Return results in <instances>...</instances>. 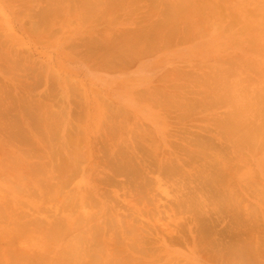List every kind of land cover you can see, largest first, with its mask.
<instances>
[{"label": "rangeland", "instance_id": "obj_1", "mask_svg": "<svg viewBox=\"0 0 264 264\" xmlns=\"http://www.w3.org/2000/svg\"><path fill=\"white\" fill-rule=\"evenodd\" d=\"M66 1L67 0H0V207L2 206L1 208H3L5 211L6 210L9 211V209H11L10 206H12L13 208L15 207L14 209L13 208L12 209L16 211L15 213H17L18 209H16V208H18L17 206H20V205L22 206L23 205L22 202L23 203H25V202L29 203L28 199L33 200V196L37 198L35 200L40 201L41 193H43L44 195H47V191L45 190L46 187L44 188V186H43L42 188H44V189H41V186L43 184V182H40L41 178H43L42 181L46 180L47 182L50 180V177H53V176H54L53 177L54 181H56L58 178H60L57 176L59 173L57 171L55 173L54 169L58 168L59 165L61 167V165H62L61 159L62 158H60V160H59V157H62V155L61 156L58 155L59 157L56 156L57 158H55L54 154H56L55 152L62 150V147H61L62 146V136H65L66 132L69 133V131H70V133H71L73 131L72 136L74 135V133L76 134V132H79V134H77V137H74V138H76V140L78 137L80 138L77 141L78 147L79 146L81 147V144L85 147V148H83V150L81 149L83 146L81 148H79L80 150H82V152H84V151L87 152V156L84 158L87 160V158H89V156L90 157L92 156V160L89 158L90 159L89 164L87 163L88 161L85 162V160H83V162H85V163H83L82 159H84L83 156L86 154V152L82 153V154L78 153L79 156L82 155V157L78 161L80 163L79 165H80V168L82 170L79 169L78 167H77V170L74 169V171L71 172L70 175H72V178L75 177L76 179L73 178V180H72V178L70 179V177H69V180H71V181H69V183L72 187L69 185H66L65 186L66 188H64V189H66V191L68 189H69L68 191L74 190L72 193L68 192L70 194V195L68 194L69 197L72 196V197H70L71 199H73V198L75 199V195L77 197L75 199V201H74V199L72 200L74 202V204H73V202L70 203V204H73V206L71 205L72 206L71 208L74 210L75 204L80 199L79 200L80 201L79 208H75V209H79V211H80L79 213H81L83 211L82 209L86 208L89 205V204L87 205L85 203H84L85 204L84 205L82 202V198L85 195L84 192L91 191V188L93 185L91 182L92 181L94 182V180H93L94 179L93 173L95 172L94 170L97 168L99 163L102 162V161H100L98 163L99 159H97V158H101L100 160H103V157H101L102 152L99 151L101 148V145H102L101 143L105 140V138H107L106 135H108V131H110L111 126H114V127L118 126L121 121L124 122V120H125V123L123 124L124 126L126 125L125 128L127 129V131H125V132L128 133L130 131V128H132V129L134 128L135 131L132 132L133 130L131 129V132H132L131 136H130V132L128 133L129 134L128 138L130 139V137H131V140L126 138L127 135L125 133L123 134V138L127 141L129 140V142L132 144V146H133V144L134 145L138 144L140 146V143L141 144L144 143L143 145H141L140 148H145V149L147 148L149 150V152L153 154L154 158H156L155 160L157 162H155L156 164L154 163V165L152 162L153 161L152 156H151L152 154L150 155L151 157L148 158L149 160H147L149 164L152 163L151 165H153V166L152 167H151V165H149V166L151 168L154 167V170L155 169L157 170V166L159 165V161H158L159 159L160 160L162 159L161 161H163L165 158L170 159L169 155H172L171 158L175 163L176 159H174V158L176 155H179L180 158L181 157L183 158V160H185V159L189 160V161L187 160V163H186V160L183 161L182 158L180 160L181 164L183 165L180 168L183 169L182 171H184L186 169L187 172L185 171L184 174L188 175L187 179L190 178L191 181H192V179H194L195 181L196 180L200 181L202 178L201 176H203L201 174H205L206 176H209L210 179L212 178V180L216 179L217 181H219L218 180L219 177L217 178L216 173L223 172V170H220V169H222V167H224L223 166L224 164H227L229 166V168L232 166L231 169H233V170H231V171L227 170V171H225V173H227L228 179H231V180H232L231 176L233 173L235 174V175L233 174L234 176L237 175L236 177L233 176L234 181H233V184L230 186H232V187L236 186L235 189L237 191L239 190L241 193L240 194L238 191L239 197H241V195H244V196H242L243 198L242 199L240 198L241 200L239 199V202H237V203H239V205L235 204L236 207H238V206L240 207V211H238L239 208L237 209L235 206H234L235 207L234 208L231 205V206H227L229 208V212H230V214H228V211H227L228 209H226L225 206L229 205V204H226L225 206L222 205V206H224V212H226V214H224L223 218L221 217L222 220L225 217L224 222L222 223V220H220V217H219L220 221H216L215 219H213V220L216 221V223H218V225L219 224L220 225L221 224H226V225L229 224V225H227V227H228L227 229H226V225H224V227H222V225L217 226L219 229L217 227H215L216 223H214V226H213L212 223L214 221L212 219H210V221H212V222H208V220H207L206 223H208V224L212 225V227H215L218 229V230L213 229V231L216 230V231H214V234L216 233L217 236H219V237L223 238V236H220V235H223V233H225V235H226L227 232L229 233V234H227V237H225V235H224V240H225L226 244L233 240V237H230V236H232L231 233L235 232V234L240 235V236L238 235V237H240V238L244 236L243 237L244 239L241 238L243 240L242 242H241V239H239V241L241 242V245H240L241 248L244 246L243 244H245V243L247 244L248 241L252 243V244L248 243V245L250 244L251 246H253V243L255 242V244H256V242H257L256 245H258V244H260L261 246L263 245V248H264V172H263L264 171L263 170L264 169V146L256 152L257 154L254 152V148L249 147V146H247V148L245 146L244 149L242 147V148H239L237 150H236V148H233V146L231 144L232 140L230 141V139H232V138L229 137L230 136L229 133L227 134V130L225 129V125H222V127L225 130V131H223L222 127H221L222 129H220V127L217 128L218 125H215L214 123H213L214 125L212 124L213 118H216V116H218V115H224L226 113V111L229 110L228 106H225V105H223V106L210 105L208 107L207 106H205V107L201 106L198 108V110L193 111V112H198V113L193 115V112H192L191 116H190L191 113H189L190 117H187V119L185 118L186 120L182 121L179 118L181 110H177L176 108H172L170 110L169 109L167 110V109H164L163 107L155 104L154 102L149 103V98L147 101H144V100L141 101L139 99V96H141V94L146 97L147 95H151L150 92L155 90L156 88H159V90H160V86H161L162 92H164L163 90L168 91L170 93L178 91L179 93H181V94H179L180 96L188 93L187 90H192V87H194V89L192 91L193 94L191 97H194V96L200 97V95L208 94V93L212 94L213 90L219 88V86L215 85L212 81H210L211 78H209V75L213 76V74H211V71L212 70L215 71L216 68H221V70H222L221 74H222L223 78H227V79L232 80V81H238L237 85L240 87L241 92H243V91H246V92L256 91L260 87V85H262V80H263V77L260 75L258 76V74H260V73L257 74V72H261L262 75L264 74V49L260 48L262 50L261 56H260V54L257 50H255V51L254 50L253 51L247 50V48L249 47L248 45H247L248 47L245 49L243 44L239 43L241 41V39H243V42L249 43L251 45V47L254 48L253 47L254 43H252V42L256 40L257 36L252 35L251 31H250V33H248V31L245 29V25H244V23H247L245 21L249 18H246L244 21V19L241 16L242 13H240L239 10H237V8H233V9L230 8L227 1L225 3H220V5H222L225 8V10L227 9L228 11H226L225 16L221 17L219 20L216 19L215 23L212 24L209 28H207L204 31V37L203 38H201V39L196 38L195 40H193L194 41V43H193L190 40L185 41V39H183V37H182L181 40H179L182 42H177V41L173 42L172 44L167 46L165 48V50L163 48L160 52H157L155 54H152L149 56L146 55L143 57H139L138 59H134L132 62H130V64H129V62L127 64H125L126 63L125 61H122L119 58H118L119 59L118 60L115 57H112L111 58L112 60L116 59L119 62L122 61L123 63L124 62L125 63L123 64L122 62H120V63L118 62V64L116 66H114L117 63V61H112L113 62L112 64L110 61V63H108V64H110V66L112 65L113 68L110 67L112 69H109L107 64H106L107 60L105 61L106 63L104 62V64H103V62H100V61H102V58H101L102 54H104L106 56V57H104V55H103V59L104 60H105V58L107 59V55L105 54L106 50H104L105 48L103 46L104 41H106L107 39H110L109 41H111L113 38L115 42L112 40L111 43L114 42V44H115L116 40H117V38H119V36H123V37L125 36V35H123V31H125V30L131 31V29H133L132 31H136V29H138L139 27H141L143 25L144 26L147 25L148 24V17L152 16L151 10L153 9L152 11H155L156 9H154V8H156L158 6H156V5H154L155 7L149 6V4L152 5L151 0H149L150 3L147 0H142L143 4H144V1L147 2V4L145 3V5L141 4L142 3L141 0H140L141 3H138V0H134L135 2L133 0H131V1L129 0V3H132V2L133 3L128 4L126 2L128 5L126 4V6H122V8L117 7L118 9L115 7L113 12H111V13H110V11H112V8H114V7H111L110 10H109V8H107L109 12L107 11V9H106V11L109 14L105 13L104 16L102 17V20H101V17H100V19L95 18V20L96 19L98 20L95 22L94 18H90V16H89V18L84 19L85 18V15H84L85 9L82 11L83 6H81V2L79 0H73V2H72V0H70L71 4H70V2L67 3ZM105 1H107L106 3H108V1L109 2L111 1V4H115L114 1H112V0H105ZM199 1H201V0H199ZM251 1H253L254 5H253V3H251ZM152 2H154V0ZM243 2H244V6H246V8H247V12H249L255 16L254 17L255 19L254 18H252V19L256 20V21L258 20L264 24V17L260 16L259 14H255L257 11L255 10L256 8H254V6H256V4H258V3L255 2L254 0H244ZM116 3L118 4L117 1H116ZM156 3H158V2H156ZM201 3H203V2L201 1ZM211 3H212V5H218L219 4L218 0H212V1H210V4ZM160 4H162V3H160ZM103 5H101V7ZM105 5H107V4H105ZM261 5L264 7V3L263 4L261 3ZM107 7H108V5H107ZM160 7H162V5H160ZM160 7H158V8H160ZM205 7L207 8L208 6H205ZM99 8H100V5H99ZM145 8H147L148 10ZM149 8H151V9H149ZM101 9L102 8H100V10ZM149 10H150V12L148 13ZM159 10H156V15H157V12ZM205 10H206L205 12H207L208 8ZM103 12H105V8H104ZM43 14H45L46 16L48 15L46 17L45 21L42 20ZM148 14H151V15L148 16ZM207 14H209V13H207ZM156 15H153V16H156ZM92 17H93V15H92ZM144 17H145V20H144ZM209 17H213V16L210 15ZM209 19L211 21V18H209ZM99 20H101V21L99 22ZM236 21H237V26L235 27V29L233 31H229V32L225 33V31L227 29L226 26L229 25L228 23L233 25ZM250 25L251 24L249 23L248 26H250ZM219 28H221V29H219ZM222 29H225V31L221 32ZM119 31H120V33H119ZM116 32H118V33H116ZM232 32L236 33V35H237L236 39H234V35ZM130 33L131 32H129V35L126 34L127 37L126 36L125 37L128 38V36H132L133 33H131V34ZM118 34H119V36H118ZM263 35H264V33H263ZM87 36H89L92 40H90V38ZM94 37H97L98 39H96ZM102 37L105 40L102 39ZM88 39H89V41H92V44H93V41H95L94 44H96L101 39V41L103 42L102 43L103 47L100 45L101 43H99V44H96V45H99V46H97V48L96 47L92 48L94 45H92V47H91V44L88 45V43H89ZM96 40L98 42H96ZM87 41H88V43H87ZM100 46H101V48H104V49H101ZM98 47L100 49H98ZM90 50H91V52H90ZM102 50L104 51V53ZM93 51L96 53L94 54ZM83 52H85L86 55ZM86 52L89 53L90 55L88 54L89 55L88 56ZM244 55H246L245 57H247L245 59L250 58V59L261 60V63L257 67V69H258L257 72L253 69H250L251 71L244 70L239 66V63L242 62V60H245L244 58H242V56H244ZM111 59H109V60H111ZM118 65H120V66H118ZM238 66H239L240 71H239V69H237ZM175 71H177L179 73L181 72L182 74L181 73L180 74L182 76L176 77L175 75H173V73L176 74ZM167 73H169L168 76L170 75V77L165 79L164 76ZM168 79H170L169 81H171V82H169ZM133 81H134V83H133ZM131 84H134V85H131ZM128 85H130V87ZM177 85H179V86H177ZM186 85L188 87H185ZM203 85H208V86L204 87ZM171 86H173V87H171ZM182 86H184L185 89L182 88ZM6 95H8V96H6ZM158 96H160V94ZM98 110H99V113H98ZM120 110L121 111L124 110L123 112L125 114L123 113L124 114L123 117L120 114ZM141 110H144V112L140 113ZM166 110L168 111V113H166ZM4 111L6 114L3 113ZM100 111H102V114L100 113ZM117 111H118V114H117ZM12 114H14V115H12ZM11 128H14L15 131H17V133H18V131L21 130L20 131L21 135H19V134L16 135V132L14 130L13 131L15 133H13V131L11 132ZM128 128H129V130H128ZM68 129H69V131H67ZM22 130H24L25 134L23 133ZM105 131H107V132H105ZM136 131H138V132L135 133ZM225 132L227 135L225 134ZM11 133H13V134H11ZM135 134L140 135V137L143 136L144 141L141 140L143 137L141 139H139L137 137L138 135H135ZM124 135H126V136L124 137ZM74 136H76V135H74ZM117 136H119V135H117ZM22 137L30 138V141L26 140L27 143L24 140L26 143V146H28V147L24 146L23 144H22L23 146L21 145V142H23V141H20L22 139ZM116 138H118V137H116ZM180 138H181V140H179ZM16 141H18V142H16ZM83 141H85L87 143L88 142H90V143L92 142V143L90 145L88 144L89 145L88 146V145H86L87 143H85ZM180 141L183 144V145L181 144L182 145L181 148H183V146L185 145L184 147H186V149H182L181 151H178L179 143H181ZM189 141H191V143L194 144V145L191 144V146L193 145V151H194V146L196 143H201V142L209 143L210 146H206V148L204 149V151H206L205 152L206 154H205V153H203L204 151L201 149L199 150L196 147L198 145H196L195 146L196 150L197 149L198 150L195 151V153L192 157V155L190 156L189 154H187V152L185 153V151L187 150V144L185 142H189ZM31 142H35V143H38L39 145H43V147H41V146L39 147V149L42 148V152L39 149H36V147H38V146H35V143H31ZM78 142H81V143H78ZM147 143L148 144L150 143L151 146L155 147V148H153L154 150L157 149V157L155 156L156 151L154 153L152 147L149 145L151 147L150 148ZM29 145H31V146H29ZM33 145L35 146L34 149H33ZM20 146L23 147L26 152L28 151L27 153H31L29 151L33 150V152H32L33 155L31 154L32 155L31 156L29 154V156H30L29 157L28 154L26 155V152L24 155V150H23V148L21 149ZM90 146L92 148L89 149ZM29 147H31V150ZM27 148H29V149H27ZM137 148L135 150L136 154H137L136 156H137L138 160L140 161V159L142 157V155H141L142 151H140L141 149L139 147H137ZM55 149H59V150L54 152ZM80 150H78V151H80ZM91 150H92V152H91ZM22 152H23V154H22ZM89 152L92 155H89ZM43 153H44L45 157L42 156ZM47 153H48L49 157H47ZM61 153H62V151H61ZM61 153H59V154H61ZM96 153L98 155H96ZM138 153H140V155ZM252 153H254V154H252ZM13 154L16 156L17 159H13V158H15V156ZM51 154H53L54 157ZM39 155H40V157L42 156V158H43V159L41 158L42 160L39 159V157H38ZM160 155H161V157L158 158V156H160ZM10 156H11V158H10ZM26 156L29 158L26 159ZM220 156H221V159H220ZM19 157H20V159H19ZM213 158H214V160H213ZM7 159H9V162ZM211 159H212V161H210ZM14 160H16L15 161L16 163L14 162ZM43 160H46L45 163L43 162ZM19 161H20V163H18ZM37 161H39L40 163L43 162L45 164V166H46L45 169H43V165L40 166V168L42 167L41 169L44 170V174H42L43 172H40V174H38L39 173L38 171H41V170H38V168H39L38 164L40 165V163H36ZM48 161H50V162H48ZM168 161L169 160L164 161V162H168ZM170 162H168L166 164L169 165ZM215 162H217L219 165L215 164ZM28 163H31V164H28ZM57 163L58 164L60 163V164L57 167H55L57 165ZM207 163H212V164H210V166H213L215 164L216 168H214L215 165L213 167L215 170L212 167H210L209 164H207ZM3 164H5L4 165L5 167L3 166ZM27 164H28V168L26 167ZM81 164H83V165L81 166ZM203 164H205L204 165L205 167L203 166ZM220 164L222 165V167H219ZM32 165H34V166L37 165L38 168L33 167L34 169H37L36 172L33 171L34 169H32ZM87 165H89L90 167ZM227 165H225L226 167H224L223 169L227 168L228 167ZM12 166H13V168H12ZM23 166H24V168H23ZM163 166H165V165H163ZM184 166H185V168H184ZM217 167H219L220 169H218ZM151 168L149 170H151ZM158 168H160V167H158ZM46 169H48V170H46ZM97 169L101 170L100 168H97ZM26 170L30 171V173L34 172L35 174L33 173V175H35V176L33 177V175H31L32 173L30 174L28 172L30 174L29 175L27 172H25ZM55 170H58V169H55ZM59 170H60V168H59ZM78 170L79 171L81 170V173L80 172L78 173ZM154 170H152V171H154ZM158 170H157V172H159V171H160V173L163 172V171H161V169L159 171ZM152 171L150 172L151 174L149 177V179L152 177L151 178L152 180L150 179L152 181V184L151 185L149 184L150 186H152L151 187L152 190L149 189V190H151L150 191L151 193L149 192V195H152V198L150 196L151 201L153 199H156V200H154V203H156L157 205H158V203H160L159 204L160 207L165 206V204L167 202H168V204H166V208H168L169 203H172V205L174 204L172 202L173 201L172 198H170L172 201L169 202L170 199H167L166 195L161 193L162 190L167 191L170 189L171 190V191L169 190L170 193L174 192L173 196L176 198L177 195L175 193H178L177 186L180 184V187L181 186L184 187L185 182L187 184L189 183L190 186H189V184H188V186L185 185L184 188H185V190L187 189V192L184 191V194L191 192V195L193 194V196L190 197V195H189L190 193H189L186 196L191 198V200H188L189 198L187 197L188 198L187 199L186 196H185V199L182 200L184 197L183 196L181 199L183 202L186 203L187 200H188L187 202H189V201L192 202L193 201L192 197L195 200V197H197V195H198V197L201 196V195L199 196V194H200L199 192H201L203 190L201 188V186L197 185V187H199V189H202V190L199 191V189H198L199 194L196 193L197 188H195V187L193 188L194 183H192L194 181H192L191 183L188 182V180L185 179L186 176L184 178V176H183L184 174L182 175V177L184 179L181 178V176L179 178V175H177L176 180L180 179V181H175V179L173 178L174 180L171 179V181H173V183H172L171 181L170 182H166V181L164 182V180H166L167 178L166 179L162 178V177H166L163 174L159 173L160 176L163 175L162 177H158V175H156V173H154L155 175H152ZM47 172H48L49 176H45V175H48ZM96 172H97V170H96ZM188 172L191 174V176H193V174H194V178L191 177L189 174H187ZM51 173H53V174H51ZM20 174L22 175L21 178H20V176H18ZM97 174H98V172H97ZM230 174H231V176H230ZM37 175H38V177H37ZM39 175H41V176L39 177ZM175 175H172L171 177H174ZM214 175L216 178L214 177ZM23 176H24V178L27 177L29 180L31 179L30 182L27 178H26L27 180L25 179L22 181L21 179H23ZM55 176H57L58 178H56ZM115 176H116L117 181L120 180L118 182H120L119 185H120V187L122 186L121 190H123V191H119L120 189L117 188L118 193L120 192L119 194L117 193L115 185H116V187L117 186L119 187V185H118V183L115 184L116 183L115 180H114V184H113L114 187H110L109 185H107L108 187H110V188H108L106 186V190L108 189L107 192L109 194L112 195L113 192L117 193L116 199L114 198L115 201L117 200L116 205L113 202L114 200L113 201L111 200V203H113L115 205L114 206L115 208H117L120 204L122 205V208H124V209H126V205L128 207L130 206L133 209V211L136 213L137 218L139 217L140 219H142L144 221L145 218H147V216L144 215L145 218H144V216H142L143 211H141V209L144 210L145 205H146V207L149 206L151 208L152 204L150 205L147 202V200H145V203H142L143 201L139 202L137 197L133 196L134 195L133 193H132L133 195L131 194L132 196H129L130 194H128V191H127V190H129V189H127V188H129V187H127L129 183L126 184V182H125V181H127L126 178L128 179V177L126 176L124 178L125 175H122V174H121L122 177H120V178L117 177V175H115ZM118 176H120V175H118ZM195 177L197 179H195ZM198 177H200V178H198ZM158 178L163 179V181H161V183H160L161 186H159L160 184L157 182ZM90 179H92V180L90 181ZM204 179L209 181V179H207L206 177L202 178L204 183L206 182ZM53 180H50V181L54 182ZM216 180H214L212 182L213 185L210 184L211 182H208L206 184L214 186L215 185L214 182ZM34 181H36V182H34ZM199 181L198 182L196 181L195 183L198 184L201 182V181L200 182ZM203 181H202V184H204ZM37 182L39 184L40 183L41 184L39 185ZM58 182H59V180H58ZM180 182H182V183L184 182L183 185H181L182 183H180ZM30 183H32V184H30ZM216 183H218V182H216ZM19 185H21V187L23 189L24 188H26V189L23 190ZM37 185H38V187H37ZM205 185L204 186L202 185V187L208 186V185H206V186ZM39 186H40V188H39ZM67 186H69L70 188L68 187V189H67ZM80 186H82L84 188V190L82 189L84 192L81 190L82 187H80ZM180 187H178L179 190L182 189V188L180 189ZM191 188H193V189H191ZM208 188H210V187H208ZM14 189L16 190V192ZM17 189H18V191H17ZM29 189H32L31 191L34 193V195H32V192H30ZM113 189L116 191H113ZM190 189H191V191H190ZM26 190H27V193H26ZM34 190H37V191L39 190L38 194H40V195H37V191L34 192ZM194 190L196 192H194ZM75 191H79L80 193L76 192L77 193L76 194V193H74ZM203 191H206V190H203ZM213 191H218V190L214 189ZM28 192H30L31 194H28ZM107 192H104V193H107ZM122 192H124V194L126 195V196H123V198H121ZM130 192L131 191L129 190V193ZM18 193H20V194H18ZM108 193L106 195H108ZM115 193L113 195H115ZM216 193L218 194V192H216ZM78 194H81V195L78 196ZM179 194H178V196H180ZM35 195H37L39 197V199ZM113 195L111 197H114ZM118 195H120V196H118ZM202 195H203V192H202ZM206 195H210V197H206L207 201H205V198H204L205 194H204L202 198L200 197L201 199L196 198L197 201H199V199H200V202H198L199 204L196 203V205L195 204L192 205L193 203L196 202V200H195V202L193 201L192 204H191V202H189L191 204L190 206H193L192 210L194 207L197 208V206H199L198 208H200L202 206V208H200V210L202 209L203 212H205L207 210V208L209 206L207 208L206 207L204 208L203 207L204 205L207 206L204 203H209L210 200H211L210 202H212V201H214V199L213 200L211 199V193L210 194L207 193ZM170 196L173 197L171 194H170ZM108 197H110V196L108 195ZM117 197L119 198V200ZM125 198H126V200L128 199L129 203H128V201L126 202ZM178 198H180V197H178ZM208 198H210V200H208ZM121 199H124V200H121ZM42 200L46 201L43 199V197H42ZM107 200L110 201V199H108L107 197H106V200L102 199L103 202H106ZM174 200H180V199H174ZM18 201H22V202L19 203ZM34 201H32V202H34ZM43 201L41 204H44ZM58 201L60 202V203L58 202L59 206H58L57 202H56V205L59 208L61 207V210L56 209L57 206L54 205L55 200L52 201V202H54L51 205L52 209H48V210H52L50 212H53V213L56 212V211H54V209L57 210L55 216L53 215V213H51L52 214V216H51L50 212H47L48 210L46 211L47 207L49 206V205L47 206V204H46L49 202L48 199H47V202L45 203V206H47L46 209L42 210V211H44V210L46 211L45 214L43 213L41 216L40 215L41 210H39L40 212H38V213H40L39 214L40 216L38 215V217L41 218V217H44V215H46L44 218H42V221L40 220L41 222H44L42 224L51 223L50 226L48 224L42 225L40 223L43 229L44 228H50V227H52L54 229L57 226V223L62 225L63 221H62V213L61 212H62V204L64 202H62V199H60ZM109 201L107 202L108 203L107 205H109V208H110L111 204H109ZM122 201L123 202L125 201V203H121ZM241 201H243V202H241ZM6 202L8 204L7 206L4 205ZM118 202H120V204ZM36 203H38V201ZM18 204H20V205H18ZM41 204H36L35 206L38 205V208L39 207L44 208V205H41ZM98 204H100V203H98ZM124 204H125V206H124ZM134 204L137 207H134ZM213 204H214L213 202H212V204L210 203L209 204L210 207L208 209H210L211 212L213 210L212 214L216 215V218H218V216H220V215H218L217 213H214L215 211L213 208L211 209V206ZM216 204L213 205L212 207L216 206ZM221 204H219L220 207H221ZM240 204H242V205L240 206ZM77 205H78V203H77ZM121 205L119 207L120 209H122ZM24 206L25 205H23V207ZM28 206H30V205H28ZM33 206H34V204H33ZM53 206L54 207L56 206V207L53 209ZM84 206H86V207H84ZM89 206H91V205H89ZM219 206H217V207H219ZM111 207H113V206H111ZM130 207L127 208L128 211H126L124 209L121 211L119 208H117L118 213L124 214L125 216L132 213L133 216L136 217L135 213H133V211L130 209ZM139 207H140V210H139ZM149 207H148V209H149ZM152 207L155 208L154 205ZM162 207L158 208V211L159 210L163 211ZM231 207H232V209H230ZM27 208H28V210L30 208L31 209L29 211L28 210L27 211L23 210V211H25V213H24L25 215L27 214L26 212H28V214H27L28 216H29V212L32 214L33 210L38 209V208L33 209L32 204H31L30 208L29 207H27ZM48 208H50V206ZM136 208H138L139 211ZM153 208L151 210H153ZM233 208H234L235 214L238 211L237 216H239V214L242 213V214H240L241 215L240 217H242V220L243 219H244L243 221L247 220V222L245 221V223H244L245 226L249 227L247 225V223H248V220H250L252 218V221L251 220L250 221L253 222L254 224H252L250 222L249 225L250 224H252L253 226L255 225L256 228L253 226H252L253 228H250L251 226L249 228L250 229L255 228L257 230V232H252V233L250 232V234H248V235H250V236H248L249 238L247 237V235L245 238L244 233L249 232L246 230H250V229L245 227L244 225L242 227L241 226V224H243L242 222H241V224H239V226H241V227H239L238 226V223H240L239 221H238V223L237 222L235 223L234 219H233V221H232V219H230V217H232V218L235 217L234 212L231 213V210L233 211ZM3 209L0 210V212L2 214L4 212ZM12 209L9 212L6 211V213L4 214V215H6L5 217H4V215H2L0 213V220L1 221L7 220V221H2L1 222L2 224L0 223V235H3L4 229H5V232L8 231V229L10 228V226L8 227V225H10L9 222L10 223L14 222V220L11 221L12 219L9 216L11 213V216L14 217L12 214L13 212H11V211H13ZM25 209H26V206H25ZM39 209H41V208H39ZM93 209H95V208H93ZM93 209H92V211H94ZM203 209H206V210L204 211ZM215 209H217V208H215ZM21 210H22V207H21ZM21 210L19 208L18 211H21ZM59 210H60V214L58 213ZM73 210H72V212L75 211V210L74 211ZM84 210L90 211V209H84ZM119 210L121 212H119ZM151 210H150V212H151ZM187 210H189V209H187ZM195 210H197V209H195ZM195 210H194V213H197V212H195ZM210 210H207V211L210 212ZM158 211L157 212L155 211V212L156 213L162 212V211H160V212H158ZM190 211H191V209H190ZM190 211H189V213H190ZM76 212H78V211L76 210ZM84 212H82V213H84ZM152 212H154V210ZM187 212H185L186 216H187ZM209 212L207 214H211V212L210 213ZM8 213H9V215H8ZM15 213H14V215H16ZM34 213H37V212L34 211ZM46 213L50 214V215H47ZM151 213H148V214L151 215ZM163 213H164V211L162 212V214ZM199 213H200V211H199ZM31 214L28 218L27 217L26 218L29 219L31 217ZM57 214H59V215H57ZM162 214H160V215L154 214L151 216L148 215V219L145 220L146 223H148V224L152 223L153 224V225L150 224L151 226H153L152 228H154L152 230V232L151 231L150 232L153 235L156 232L157 235L160 236V237H158L159 240L161 238H163V239H161L162 241L160 240V242L156 238L157 236L154 238V240H158L157 242H159L161 244L163 243L162 245L160 244L162 246V248L165 247L163 249L161 248V246L160 247L158 246L157 248H155L156 251L155 250L154 251H155L156 255L153 254L155 256V257L154 256L153 257L158 258L159 261H162V262H159V261L156 262L155 261L156 262L155 264H218L219 263L218 260H216V261L212 260V259H215L214 257H212V258L209 257V256H217V255L211 254V252H213L211 249H210L211 251L208 250L210 252V254H208V253L205 254V251L204 252L202 251L204 253V254H202L201 250L196 252L198 250V247H197V245L194 246V243L191 240L189 241V242H191L190 245L188 244V241L187 242L183 241L182 244L179 242L180 244L177 243L178 245H176V243H175L176 241H173L174 243L171 241L173 245H171V242L170 243L167 242L168 239L172 240L171 239L172 236H170L169 234H167L165 236L166 232H165V230H163V229H165V227H164V226H166L165 224H167L168 222L163 224V225L158 224L161 222L162 223L166 222L168 220L167 219L165 221ZM200 214H203V213H200ZM207 214L204 213V216H206ZM231 214H234V215L230 216ZM178 215L183 216V214H178ZM190 215H191V213H190ZM213 215H209V216L207 215V217L205 219H209V218H211V216L213 217ZM48 216L51 219V221H53V223L49 221L50 219L48 218ZM59 216H61V218ZM133 216H132V218H133ZM159 216H162V219H161V217L159 218ZM166 216H168V215H166ZM189 216L187 218H189ZM2 217H4V218H2ZM16 217H17V215H16ZM168 217H166V218H168ZM183 217H184V219L186 218L185 215ZM183 217H180L182 222L179 221L180 220V218H179V220H178L179 223H183ZM190 217L192 218V216H190ZM200 217H201V215H200ZM240 217H238V218H240ZM21 218L22 217L20 216V218H18V219H21ZM157 218H158V220L159 219L160 220L158 221ZM203 218L204 217H202L200 219L202 220ZM248 218H250V219H248ZM43 219H45V220H43ZM205 219H203V220H205ZM45 221H47V222H45ZM138 221L140 222V220H138ZM138 221H136V222H138ZM169 221H170V219H169ZM229 221H231V223ZM3 222L6 225L8 223L7 228L4 227L5 224ZM142 222H140V223H142ZM171 222L168 223L167 225L170 226V224H174ZM226 222H228V223H226ZM232 222H234L235 225L237 224L236 225L237 227L234 225V223L232 224ZM143 223L141 225H138L139 223L136 225L143 227L146 225ZM189 223H192V222H190V220H189ZM97 224L98 225L103 224V219L96 220V225ZM231 224L233 226H235V228H234L235 230L232 229L233 226ZM60 225H58V226H60ZM131 225H133V224H131ZM159 225L162 226V232H161V230H159V228H160ZM44 226H46V227H44ZM192 226L186 232L183 229L179 228L180 235L181 236H185V235L189 236L190 235V237H192L191 239L193 240V238L195 237L194 234H197V233H195L197 228L195 225H194L195 228H194V226L193 227ZM173 227L175 228L174 225H173ZM42 228H40V229H42ZM152 228H150V229H152ZM193 228H194V230H193ZM221 228H223L224 230ZM229 228L231 230H233V232H231V230H229ZM241 228L244 230L242 231ZM53 229H52V231H53ZM144 229L146 232L148 230V227L144 228ZM225 229L227 230V232ZM236 229H238V230L236 231ZM46 230H49V229H46ZM189 230H191V231L189 232ZM244 231H246V232H244ZM252 231H254V230H252ZM45 232L47 233L48 231H44V233ZM193 232H194V234H192ZM10 233L8 231L5 234V236H8ZM38 233H37V235L32 234L31 236H36L37 239L36 238L33 239V237H32V239L37 240L39 242L33 241V240H32L33 242L32 241L30 242V240H28V239L31 237L30 236H29V238L26 237L27 234L26 235L24 234L26 239L23 238L24 236L23 237H21L22 235L20 236L21 241L19 239H17V241H16L13 238L14 236L12 237L13 239H10L12 236L11 234L9 235L10 237L8 236L9 239H7V237L4 239L3 238L4 236H1L0 239L2 238L3 242L0 241V243H1L0 244V264H5V263L6 264H9V263L14 264L13 260L15 259L14 258L15 256L17 258L15 261L16 262L15 264H18V262L23 263L22 261H24L23 264H25V262L27 263L29 261V260L26 261V259H28V258L31 259V263H32V260L35 258L33 262L36 261V263H32V264H38L37 262L40 263L42 261H43L42 262L43 264H49V263L53 264L52 261L54 262L55 258L57 261L58 257H56L55 253L52 252L53 254L51 253L50 256H47V255H49V253L51 252V249H53L52 251H56V250L60 249L65 244V240H67V239L62 240L63 239L62 237L67 238V236L62 234V237H61V233H60V237H61L60 238L59 235L56 234L59 237V240L61 241V242L58 241V244H57V240H55V238L58 239L57 236L56 237L54 236L55 237L54 240L56 242L52 241L53 242L52 243V242H49L48 240H46V238H48L50 236V234L48 237H45V236H47L46 234L44 237H42L44 235V233L43 232L41 233L43 235H38ZM55 233H58V232H55ZM185 233H187V234H185ZM240 233H242V234H240ZM22 234H23V231H22ZM216 234H215V236H216ZM254 234H256L255 235L256 239L253 236ZM228 235H230L229 238H228ZM241 235H243V236H241ZM39 236H41V237H39ZM187 236H185V237L187 238ZM251 236H252L253 240H251ZM42 238L43 239L45 238V240H46V242L44 241L45 243L42 241L43 240ZM69 238L70 237H68V239ZM50 239H52V238H50ZM113 239L115 240L114 237H113ZM227 239H229V240H227ZM9 240L11 242H8ZM13 240L17 246L16 245L11 246L12 244H14ZM18 240L22 246L19 244ZM110 240L112 242L114 241V240H112V238ZM224 240L222 239V241H224ZM236 240H238V238ZM255 240H257V241H255ZM25 241L27 243H25ZM67 241H66V244H67ZM69 241L72 242V239H69ZM111 241H110V243H112ZM252 241H254V242H252ZM70 242H68V243H70ZM240 242H239V244H240ZM8 243L10 245L9 248L7 246ZM46 243H48L49 247H51V248H49L48 250H45L44 253L46 255L43 257L44 259L41 258L40 256H39V258L36 257L37 255H39V253H37L35 255L36 251L39 252V250H42L44 245H47V247H48V244H46ZM54 243H56L57 245ZM184 244L186 245L187 248L183 247V246H185ZM2 245L4 247L6 245V247L4 248ZM155 245L157 246L158 244H155ZM248 245L245 247H248ZM256 245H255V247H259V249L262 248L260 245H258V246H256ZM18 246L20 249L18 248ZM116 246L117 245L114 244V246H113L114 250L116 249ZM154 246H153V248H154ZM10 248L13 250H11ZM14 248H16V249L14 250ZM210 248H212V247L210 246ZM6 249H7V251H10V250L13 251L14 254L16 253L15 256H13V257L9 256V255H13V253H11V254L6 253L5 252ZM18 249L21 250L19 252L20 255H18V252H17V251H19ZM246 249L247 248H245L244 250L246 251ZM30 250H32V251H30ZM252 250H254V252H255V248L254 249L251 248L250 252H252ZM21 252L22 253L25 252L26 254L28 252H29V254L33 252L34 253L33 255H35V257L30 254L31 256L25 255L24 258H18V256L23 257L24 254H22ZM248 252H249V250H248ZM257 252H258V250H257ZM157 253H158V255H160L161 260L159 259V256L157 255ZM261 253H264L263 250L261 251ZM7 254H8V256H7ZM260 255L263 256L262 254H260ZM206 257H207V259L210 258V260H212V261H210L209 259L207 260ZM8 258H10V260ZM12 258H13V260H11ZM47 259L50 262L47 261ZM20 260H22V261H20ZM155 260H157V259H155ZM215 262H218V263H215ZM31 263H29V264H31ZM219 264H222V263H219Z\"/></svg>", "mask_w": 264, "mask_h": 264}, {"label": "bare ground", "instance_id": "obj_2", "mask_svg": "<svg viewBox=\"0 0 264 264\" xmlns=\"http://www.w3.org/2000/svg\"><path fill=\"white\" fill-rule=\"evenodd\" d=\"M80 2H81V6H83V9H82V11L84 10L85 11V18L84 19H86V18H89V16H90V18H94V21L96 22V21H98L97 19L99 18L100 19V17H101V20H102V17L104 16V14L105 13H108L109 11H108V9L107 8H109V10L111 9V7H114V8H112V11H110V13L111 12H113V10L115 9V7L117 8V7H119V8H122V6H126V4L128 3V4H132V3H129V0H112V1H114V3L115 4H111V1L109 2L108 1V3H106L107 1H105V0H79ZM105 1V2H104ZM116 1L118 2V4L116 3ZM131 1V0H130ZM134 1V0H133ZM142 1V0H141ZM141 1L140 0H138V3H141ZM149 3H150V1L149 0H147ZM153 0H151V3H152V5H150L149 4V6H151V7H153L154 5H156V6H158V7H160V5H162V7H160V8H158V7H156V8H154V9H156V10H159L158 12H157V15H156V10L155 11H152L151 10V14H152V16H150L151 14H148V16H150V17H148V24L147 25H143V26H141V27H139L138 29H136V31H132L133 29H131V31L130 30H125V31H123V35H125L126 37H127V35H129V32H131V33H133L132 34V36H128V38H126L125 36V38L123 37V36H119V34H118V36H119V38H117V40H116V43L114 44V39L112 38V40L114 41V42H112L111 43V41H109L110 39H107L106 41H104L105 39L102 37V39H104L103 41H104V43L101 41V39H100V41L98 42L97 40H96V42H98V43H96V44H99V43H101L100 45L102 46V43L104 44L103 46H104V48H101V46H100V48L101 49H104V50H106V52H105V54L107 55V59L105 58V60L103 59V55L104 54H102V56H101V58H102V61H100V62H103V64H104V62L107 60V66H108V68L109 69H112L113 68V66L111 65L110 66V64H108V63H110V61H111V64L113 63L112 61H117L116 59H121L122 61H125L124 63L125 64H127L128 62H129V64H130V62H132L134 59H138L139 57H143V56H149V55H152V54H155V53H157V52H160L163 48H164V50H165V48L167 47V46H169L170 44H172L173 42H182V41H179V40H181V38L183 37V39H185V41H192L193 43H194V41L193 40H195L196 38L197 39H201V38H203L204 37V31L207 29V28H209L212 24H214L215 23V20L217 19V20H219L221 17H223V16H225V13H226V11H228L227 9L225 10V8L222 6V5H220V3H225L226 1L228 2V4H229V6H230V8H237V10H239V12L240 13H242L241 14V16H242V18L244 19V21H245V19L246 18H249V19H247L245 22H247V23H244V25H245V29L248 31V33H250V31H251V34L252 35H254V36H257V38H256V40L255 41H253L252 43H254L253 44V47L254 48H252L251 47V45L249 44V43H246V42H243V39H241V41L239 42L240 44H243V46H244V48L246 49L248 46V48H247V50H251V51H255V50H257L258 52H259V54H260V56H261V52H262V50L260 49V48H262V49H264V35H263V33H264V24L262 23V22H260V21H256V20H253L252 18H254L255 16L254 15H252L251 13H249V12H247V8H246V6H244V0H218V5H212V3L210 4V1H212V0H201L203 3H201V1H199V0H154V2H152ZM158 2V3H156V2ZM255 2H257L258 4H256V6H254V8H256L255 10L257 11L255 14H259L260 16H262V17H264V7L261 5V3L263 4L264 3V0H254ZM67 3H69L70 2V4H71V1L70 0H67L66 1ZM72 2H73V0H72ZM127 2V3H126ZM135 2V1H134ZM243 2V3H242ZM101 3V4H100ZM137 3V2H136ZM145 3L147 4V2H145L144 1V4H143V1H142V3L141 4H143V5H145ZM154 3V4H153ZM156 3V4H155ZM160 3H162V4H160ZM251 3H253V1H251ZM104 4V5H103ZM105 4H107L108 5V7H107V5H105ZM110 4V5H109ZM127 4V5H128ZM99 5H100V8H102L101 10H100V8H99ZM101 5H103L102 7H101ZM208 6L207 8H208V10H207V12H205L206 10L205 9H207L205 6ZM253 5H254V3H253ZM80 6V7H81ZM106 6V7H105ZM138 7V6H137ZM141 7V6H140ZM146 7V6H145ZM148 7V6H147ZM155 7V6H154ZM104 8H105V12H103V10H104ZM142 8V7H141ZM245 8V9H244ZM106 9H107V11H106ZM118 9V8H117ZM145 9H147V8H145ZM149 9H151V8H149ZM100 10V11H99ZM148 10V9H147ZM246 10V11H245ZM150 12V10L148 11V13ZM84 13V12H83ZM155 13V14H154ZM207 13H209L211 16H213V17H209L210 15L209 14H207ZM248 13V14H247ZM109 14V13H108ZM207 14V15H206ZM92 15H93V17H92ZM153 15H156V16H153ZM48 16V15H47ZM45 14H43V17H42V20L43 21H45V19H46V17H47ZM145 16V15H144ZM250 16V17H249ZM146 17V18H147ZM95 18H97L96 20H95ZM150 18V19H149ZM209 18H211V21H210V19ZM209 19V20H208ZM255 19V18H254ZM101 20H99V22L101 21ZM144 20H145V17H144ZM93 21V22H94ZM145 22V21H144ZM147 23V22H146ZM251 24L250 26H248V24ZM229 25H227L226 26V31H225V29H222L221 30V32H224L225 31V33H227V32H229V31H233L234 29H235V27L237 26V21L232 25V24H230V23H228ZM88 27V26H87ZM134 29V30H135ZM219 29H221V28H219ZM129 31V32H128ZM126 32V33H125ZM116 33H118V32H116ZM115 33V34H116ZM119 33H120V31H119ZM122 33V32H121ZM125 33V34H124ZM130 33V34H131ZM233 33V35H234V39H236L237 38V35H236V33L235 32H232ZM127 34V35H126ZM98 35V34H97ZM115 36V35H114ZM117 36V35H116ZM87 37H89V36H87ZM92 37V36H91ZM132 37V38H131ZM90 38V37H89ZM94 38H96V39H98L97 37H94ZM187 39V40H186ZM90 40H92L91 38H90ZM238 40V39H237ZM88 41H89V39H88ZM88 41H87V43H88ZM84 42V41H83ZM94 42L95 41H93V44H92V41H89V43H88V45H90L91 44V47H92V45H94L92 48H97V46H99V45H96V44H94ZM96 45V46H95ZM248 45V46H247ZM87 46V45H86ZM102 46V47H103ZM88 48V47H87ZM91 48V49H92ZM99 47H98V49H100ZM87 50V49H86ZM95 50V49H94ZM97 50V49H96ZM103 51V50H102ZM90 52H91V50H90ZM94 52V51H93ZM98 52V51H97ZM165 52V51H164ZM84 54H85V52H83ZM87 53V52H86ZM96 52H94V54H95ZM103 53H104V51H103ZM89 53H87V55H88ZM93 54V55H94ZM86 55V54H85ZM90 55V54H89ZM88 55V56H89ZM246 55H244V56H242V58H247V57H245ZM104 57H106L105 55H104ZM112 57H115L114 59L115 60H112L111 58ZM100 58V57H99ZM98 58V59H99ZM109 59H111V60H109ZM118 59V60H119ZM241 59V58H240ZM122 61H120V62H122ZM118 62L119 61H117V63L114 65V66H116L117 64H118ZM119 62V63H120ZM123 63V62H122ZM123 63V64H124ZM261 63V60H257V59H245V60H242V62H240L239 63V66L242 68V69H244V70H248V71H251L250 69H253V70H255L256 72L258 71V69H257V67H258V65ZM105 66V65H104ZM106 66V67H107ZM118 66H120V65H118ZM239 66H238V68L237 69H239ZM110 67H112V68H110ZM107 68V69H108ZM180 71V70H179ZM239 71H240V69H239ZM176 72V74L175 73H173V75H175L176 77H180V76H182L179 72H177V71H175ZM222 70H221V68H216V70L214 71V70H212L211 71V74H213V76H210L209 75V78H211L210 79V81H212L215 85H217V86H219V88L218 89H215V90H213V92H212V94H202V95H200V97L199 96H194V97H191L192 96V94H193V89H194V87H192V90H187V92L188 93H186V94H184V95H182V96H180L179 94H181V93H179L178 91H175V92H172V93H170V92H168V91H165V90H163L164 92H162V90H161V86H160V90H159V88H156L155 90H153V91H151L150 93H151V95H147L146 97L145 96H143L142 94H141V96H139V99L141 100V101H147L148 100V98H149V103H152V102H154L155 104H157V105H159V106H161V107H163L164 109H172V108H176L177 110H181L180 112V115H179V118L183 121V120H186L187 119V117H190L191 115H192V112L193 111H196V110H198V108L199 107H201V106H203V107H205V106H210V105H218V106H223V105H225V106H228L229 107V110L228 111H226V113L224 114V115H218V116H216V118H213V122H212V124L214 123L215 125H218L217 126V128H219L220 127V129H222L223 127H222V125H225V129L227 130V134L229 133V137H231L232 139H230V141L232 140V146H233V148H236V150L237 149H239V148H242L243 147V149H244V147L246 146V148H247V146H249V147H252V148H254V152L256 153L258 150H260L263 146H264V74L262 75V73L261 72H257V74L258 73H260V74H258V76L260 75V76H262L263 77V80H262V85H260V87L256 90V91H250V92H246V91H243V92H241L240 91V87L237 85V83H238V81H232V80H229V79H227V78H223L222 77ZM168 74L169 73H167L165 76H164V78L165 79H167V78H169L170 77V75L168 76ZM180 74V75H179ZM163 78V79H164ZM170 79H168V81H169ZM135 81V80H134ZM134 81H133V83H134ZM169 82H171V81H169ZM131 85H134V84H131ZM174 85V84H173ZM180 85V84H179ZM179 85H177V86H179ZM182 85V84H181ZM185 85V84H184ZM129 87H130V85H128ZM204 87H207L208 85H203ZM132 87V86H131ZM171 87H173V86H171ZM185 87H188L187 85L185 86ZM185 87L184 86H182V88H184L185 89ZM178 88V87H177ZM181 88V87H180ZM181 88V89H182ZM203 88V87H202ZM204 89V88H203ZM173 91V90H172ZM182 92V91H181ZM160 94V96H158ZM146 95V94H145ZM6 96H8V95H6ZM138 96V95H137ZM159 97V98H158ZM4 99V98H3ZM109 108V107H108ZM122 110V109H121ZM120 110V114H121V116L123 117L124 116V110L123 111H121ZM166 110V113H168V111ZM201 111V110H200ZM11 112V111H10ZM122 112V113H121ZM142 112H144V110H141L140 111V113H142ZM170 112V111H169ZM3 113H5V111L3 112ZM9 113V112H8ZM98 113H99V110H98ZM100 113L102 114V111H100ZM106 113V112H105ZM124 113V114H123ZM171 113V112H170ZM189 113H191L190 114V116H189ZM196 113H198V112H193V115L194 114H196ZM6 114V113H5ZM117 114H118V111H117ZM151 114V113H150ZM12 115H14V114H12ZM117 116V115H116ZM12 117V116H11ZM118 117V116H117ZM13 118V117H12ZM186 118V119H185ZM15 121V120H14ZM13 121V122H14ZM120 122V121H119ZM122 122V121H121ZM119 123V125L118 126H111L110 127V131H108V135H106L107 136V138H105V140L101 143L102 145H101V148H100V152H102V156L101 157H103V160H100L101 158H97V159H99L98 160V163L100 162V161H102V162H100L99 163V167L97 166V168H100L101 170H99V169H95L94 171V173H93V177H94V182L92 181L91 183L93 184L92 185V188H91V191H87V192H84L83 190H84V188L82 187V186H80V187H82L81 188V190L85 193V195H84V197L82 198V202H83V204L85 203V204H89V205H91V206H84V207H86V208H84V209H90V211L89 210H87V211H85L84 209H82L83 211L82 212H84V213H79L80 211H79V209H75V208H79V203H80V199L77 201V203H78V205H77V203L75 204V207H74V210L71 208L72 206H73V204H74V202L72 201L73 199H71L70 197H72V196H70L69 197V193L68 192H70V193H72L74 190H72V191H68L69 189H68V187L69 186H71L70 185V183H69V181H71V180H69V177H70V179L72 178V175H70V173L71 172H73L74 171V169H76L77 170V167L79 168V169H81L80 168V163L78 162L79 161V159L82 157V155L81 156H79V154L78 153H80V154H82V153H85L86 151H84V152H82V150H83V148H85L82 144H81V147L79 146L78 147V144H77V141L80 139L79 137L77 138V140H76V138H74V137H77V134H79V132H76V134L74 133V135H76V136H72V134H73V131L70 133V131H69V129L67 130V131H69V133H67L66 132V134H65V136H62V150H59V149H55L54 150V152L55 151H58V152H55L56 154H54L55 155V158H57L56 156H58V155H62V157H59V160H60V158H62L61 160V163H62V165H61V167H60V163L58 164L57 163V165L55 166V167H57L58 165V168H55V169H58L59 170V168H60V170L62 171H58V170H55L54 169V171H55V173H56V171L60 174H58L57 176L58 177H60V178H58L57 176H55L56 178H58L56 181L58 182V180H59V182L57 183L56 181H54L53 180V177H50V180H53L54 182H52V181H50L49 179V181L47 182L46 180H43L42 181V179L43 178H41V181L40 182H43V184H42V186H41V189H44L45 187H46V191H47V195H44L43 193H41V197H40V201L39 200H35V199H37L36 197H34L33 196V200L32 199H28L29 200V203H23L22 201H18L19 203L20 202H22V204L23 205H25L26 206V209H25V206L23 207V205L21 206L20 204H18V205H20V206H17L18 208H16V209H18L19 210V208H20V210H21V207H22V210L21 211H18L17 210V213H15L16 211L15 210H13L14 208L12 207V206H10V208L13 210V211H11V212H13L12 214H13V216L14 217H12L11 216V213H10V215H9V213H8V215L10 216V218L12 219L11 221H13L14 220V222L13 223H10L9 222V224L10 225H8V223H7V225H8V227L10 226V228L8 229V231H9V233L12 235L11 236V238L10 239H15L16 241H17V239H19L20 240V238L21 237H23L24 239H26L25 238V235H26V237H28L29 238V236L31 237V238H27L28 240H30V242L34 239V238H36V236H31L32 234L34 235H37V233H38V235H43V234H41L42 232L44 233V231H48L47 233L45 232L44 233V235L42 236V237H44L45 236V234L47 235V236H45V237H48L49 236V234H50V238H52V239H50L49 237L48 238H46V240H48L49 242H52V241H54V242H56L55 240H57V244H58V241H60L59 240V237H60V233H61V237H62V234L63 235H66L67 236V238L66 237H62L63 239L62 240H65V239H67V240H65V244L60 248V249H58V250H56V251H52L53 249H51V252L49 253V255H47V256H50V254L53 252V253H55V255H56V257H58L57 258V261H56V258L54 259V262L52 261V263L53 264H155L156 262H158L159 260H158V258H154L155 256L153 255V254H155V248H157L158 246L160 247L162 244L161 243H159L160 242V240L161 239H163V238H161L160 240L158 239V237H160V236H158L157 235V233L155 232V234L153 235L151 232H152V230L154 229V228H152L153 226H151L150 224H152V223H150V224H148V223H146L145 222V220H147L148 219V213H151L153 210H154V212H152L151 213V215H160V214H162V212L164 211V213L162 214V216L164 217V219H165V221L166 222H161V223H158V224H165V223H170L171 221V223H174V224H170V226L169 225H167V224H165L166 226H164L165 227V229H163V230H165V236L167 235V234H169L170 236H172V240H169L168 239V241L167 242H173V241H176L175 243H176V245H178V244H182L183 243V241H185V242H187L188 241V244L190 245V243L191 242H189L190 240L191 241H193V243H194V246H196L197 245V247H198V250L196 251V252H198V251H200L201 250V252L203 251H205V254L206 253H208V254H210V252L209 251H213V252H211V254H213V255H217V256H209L210 258H212V257H214L215 259H212L213 261L215 260H218L219 261V263H224V264H264V253H261V251L263 250V252H264V248H263V245L261 246L260 244H258V245H260L262 248H260L259 249V247H255V245L257 244V242H256V244H255V242L254 241H252V242H254L253 243V246H251L250 244L248 245V243H251V242H247V244L245 243V244H243L244 246L241 248V242L243 241L241 238H243L244 236V234H245V238H246V235H247V237L248 236H250V235H248V234H250V232L252 233V232H257V230L255 229L256 227H255V225L253 226L252 224H254L253 222H251L252 221V218L250 219V218H248V219H250V220H248V223H247V225L250 227V228H253V227H255L254 229H250L249 227H247V226H245L244 225V223H245V221L247 222V220H245V221H243L242 220V217H240L241 215L240 214H242V213H240L239 214V216H237L238 215V211H240V207L238 206V207H236V205H239V203H237V202H239V199L241 198H243L242 196H244V195H241V197H239V194H238V191L235 189V187L236 186H230V185H232L233 184V176L235 175L234 173V175L232 174V176H231V174H230V176L232 177V180L231 179H228V175H227V173H225V171H227V170H229V171H231V170H233V169H231L232 168V166L229 168V166L227 165V164H224L223 166L224 167H226L225 165H227L228 167L227 168H225V169H223L224 167H222V165L220 164V166L219 167H222V169H220L219 167H217L218 169H220V170H223V172H218V173H216V176H217V178L219 177V181H217L216 179H214V180H216L215 182H214V186H212L213 185V181L214 180H212V178L210 179L209 178V176H206L205 174H201V175H203V176H201L202 178H207V179H209V181H207L206 179H204L206 182L204 183V181L202 180V178H201V182L199 181V180H196L197 182L199 181L200 183H195L196 181L194 180V179H192V181H194V182H192L191 181V179L189 180V179H187V177H188V175H186V174H184L185 173V171H186V169L184 170V171H182L183 169L182 168H180V167H182L183 165L181 164V158H180V156L179 155H176L175 156V158L174 159H176V161H175V163H174V161L172 160V158H171V156L172 155H169V158L170 159H164L163 161H161L160 159L158 160L159 161V165L157 166V170L159 169H161V171H163L162 173H160V171L159 172H157V170L155 169L154 170V167L153 168H151L153 165H154V163L155 162H157L155 159L156 158H154V156H153V154L152 153H150L149 152V150L147 149H145V148H140L141 147V145H143V144H141L140 143V146L137 144V145H134L133 144V146H132V144L129 142V140H131V137H130V139L128 138V133L130 132V136H131V133L132 132H134L135 131V129L133 128H130V131L127 133V132H125V131H127V129L125 128V126L123 125L124 123H125V120H124V122H122V123ZM128 122V121H127ZM11 123V122H10ZM187 123V122H186ZM213 124V125H214ZM11 125V124H10ZM14 125V124H13ZM222 127V128H221ZM131 129L133 130L132 132H131ZM15 131V129L14 128H11V132L12 131ZM128 130H129V128H128ZM13 131V133H15L16 132V135H21V133H20V131H18V133H17V131H15L14 132ZM23 131V133L25 134V132H24V130H22ZM78 131V130H77ZM223 131H225L224 130V128H223ZM105 132H107V131H105ZM138 131H136L135 133H137ZM13 133H11V134H13ZM126 134L127 135V137L126 138H128L129 140L127 141V140H125L124 138H123V134ZM225 134H226V132H225ZM226 134V135H227ZM15 135V134H14ZM27 135V134H26ZM117 135H119V136H117ZM126 135H124V137L126 136ZM133 135V134H132ZM135 135H138V134H135ZM20 137V136H19ZM116 137H118V138H116ZM139 139H141L143 136H141L140 137V135H138L137 136ZM240 137V138H239ZM239 138V139H238ZM114 139V140H113ZM20 140V139H19ZM26 140H29L30 141V138H24V137H22V139L20 140V141H23V142H21V145L23 144L24 146H26V143H27V141H26V143H25V141ZM91 140V139H90ZM118 140V141H117ZM124 140V141H123ZM142 141H144V137L141 139ZM179 140H181V138L179 139ZM19 141V142H20ZM28 141V142H29ZM81 141V140H80ZM86 141V140H85ZM85 141H83V142H85ZM123 141V142H122ZM141 141V142H142ZM16 142H18V141H16ZM82 142V141H81ZM81 142H78V143H81ZM181 142V141H180ZM207 142V141H206ZM31 143H35V142H31ZM85 143H87V142H85ZM92 143V142H91ZM90 142H88L86 145H90L91 144ZM186 144H187V150L185 151V153L187 152V154H189L190 156L192 155V157H193V155H194V153H195V151H197L198 149L200 150H203L204 151V149L206 148V146H210V144L209 143H204V142H201V143H196L195 144V146L196 145H198V146H196L198 149L196 150V147L194 146V151H193V143H191V141H189V142H185ZM148 144V143H147ZM182 142L181 143H179V146H178V151H181L182 149H186V147H184L183 146V148H181L182 147ZM191 144H193L192 146H191ZM22 145V146H23ZM32 145V144H31ZM31 145H29V146H31ZM80 145V144H79ZM88 145V146H89ZM97 145V144H96ZM95 145V146H96ZM150 145V143L148 144V146ZM35 146H38V147H36V149H39V147L41 146V147H43V145H39L38 143H35ZM34 145H33V149H34V147H35ZM151 146V145H150ZM149 146V147H150ZM21 147V146H20ZM26 147H28V146H26ZM78 147V148H77ZM97 147V146H96ZM137 147H139L141 150L140 151H142V153H141V155H142V157H141V159H140V161L138 160V158H137V154H136V148ZM143 147V146H142ZM152 147V149L153 148H155V147H153V146H151ZM150 147V148H151ZM23 147H21V149H22ZM30 148V150H31V147H29ZM29 148H27V149H29ZM79 148H81L82 150H80ZM90 148H92L91 146L89 147V149ZM190 148V149H189ZM192 148V149H191ZM251 148V149H252ZM26 149V148H25ZM138 149V148H137ZM23 150H24V148H23ZM41 152H42V148H40L39 149ZM78 150H80V151H78ZM94 150V149H93ZM98 150V149H97ZM61 151H62V153H61ZM88 151V150H87ZM153 151H154V153H155V151H156V157H157V149H153ZM202 151V152H203ZM25 150H24V155H25ZM28 152V151H27ZM26 152V155L28 154V156H29V154L31 155L32 154V152H33V150L32 151H29V152H31V153H27ZM35 152V151H34ZM38 152V151H37ZM40 152V153H41ZM91 152H92V150H91ZM96 152V151H95ZM206 151H204L203 153H205ZM39 153V152H38ZM59 153H61V154H59ZM6 154V153H5ZM15 154V153H14ZM13 154V155H14ZM22 154H23V152H22ZM53 154H51V155H53ZM139 155H140V153H138ZM152 154V155H151ZM206 154V153H205ZM252 154H254V153H252ZM257 154V153H256ZM255 154V155H256ZM8 155V154H7ZM23 155V156H24ZM33 155V154H32ZM31 155V156H32ZM54 155H53V157H54ZM84 155V154H83ZM89 155H92L90 152H89ZM96 155H98L97 153H96ZM95 155V156H96ZM152 156V159H153V165H151V164H149L148 163V161L147 160H149L148 158H150L151 156ZM12 156V155H11ZM11 156H10V158H11ZM15 156V155H14ZM42 156H44V153L42 154ZM42 156L40 157V155L38 156L39 157V159L40 160H42L43 158H42ZM87 156V152H86V154L83 156V158L84 157H86ZM9 157V156H8ZM7 157V158H8ZM18 157V156H17ZM30 157V156H29ZM29 157H27L26 156V159H28ZM45 157V156H44ZM47 157H49L48 156V153H47ZM97 157V156H96ZM161 157V155L160 156H158V158H160ZM168 157V156H167ZM191 157V158H192ZM42 158V159H41ZM89 158L92 160V156L90 157L89 156ZM89 158H87V160L84 158V159H82V162H83V160H85V162H87L88 164L90 163L89 161H90V159ZM157 158V159H158ZM190 158V159H191ZM210 158V157H209ZM219 158V157H218ZM13 159H17L16 158V156H15V158H13ZM19 159H20V157H19ZM31 159V158H30ZM89 159V160H88ZM96 159V158H95ZM193 159V158H192ZM220 159H221V156H220ZM8 160V162H9V159H7ZM32 160V159H31ZM167 160H169L168 162H170V164L169 165H167L166 163H168V162H164V161H167ZM182 160H183V158H182ZM186 160V159H185ZM185 160H183V161H185ZM188 160V159H187ZM187 160H186V163H187ZM213 160H214V158H213ZM13 161V160H12ZM16 160H14V162H15ZM21 161V160H20ZM20 161L18 162V163H20ZM45 161L46 160H43V162L45 163ZM161 161V162H160ZM173 161V162H172ZM189 161V160H188ZM191 161V160H190ZM210 161H212V159L210 160ZM209 161V162H210ZM35 162V161H34ZM43 162H39V161H37L36 163H40V165L38 164V166H39V168H40V166H42L43 165V169H45L46 168V166H45V164L43 163ZM48 162H50V161H48ZM81 162V161H80ZM85 162H83V163H85ZM16 163V162H15ZM27 163V162H26ZM25 163V164H26ZM47 163V162H46ZM189 163V162H188ZM13 164V163H12ZM23 164V163H22ZM28 164H31V163H28ZM28 164L26 165V167L28 168ZM51 164V163H50ZM156 164V163H155ZM173 164V165H172ZM184 164V163H183ZM207 164H209V166H210V164H212V163H207ZM214 164V163H213ZM215 164H218L217 162H215ZM214 164V165H215ZM262 164V163H261ZM260 164V165H261ZM5 164H3V166H4ZM24 165V164H23ZM83 164H81V166H82ZM149 165H151V167L149 166ZM163 165H165V166H163ZM181 165V166H180ZM187 165V164H186ZM185 165V166H186ZM205 164H203V166H204ZM214 165L213 166H210V167H214ZM219 165V164H218ZM22 166V165H21ZM87 166H89V165H87ZM185 166H184V168H185ZM5 167V166H4ZM10 167V166H9ZM18 167V166H17ZM30 167V166H29ZM38 168L37 167V165H32V169H34V168ZM90 167V166H89ZM158 167H160V168H158ZM205 167V166H204ZM12 168H13V166H12ZM19 168V167H18ZM17 168V169H18ZM23 168H24V166H23ZM26 168V169H27ZM31 168V167H30ZM38 168V170H41V171H38L37 173L38 174H40V172H43L42 174H44V170L43 169H39ZM87 168V167H86ZM151 168V170H149ZM164 168V169H163ZM214 168H216V165H215V167ZM213 168V169H214ZM262 168V167H261ZM208 169V168H207ZM206 169V170H207ZM28 170V169H27ZM25 171V172H29L30 173V171ZM36 170L37 169H34L33 171L34 172H36ZM46 170H48V169H46ZM51 170V169H50ZM82 170V169H81ZM81 170L79 171L78 170V173L80 172L81 173ZM93 170V169H92ZM96 170H97V172H98V174H97V172H96ZM152 170H154V171H152ZM215 170V169H214ZM264 170V169H263ZM24 171V170H23ZM22 171V172H23ZM152 171V175H155L154 173H156V175H158V177H162L163 175H165L166 177H162V178H167L166 180H164V182L166 181V182H170L171 181V179H175V181H180V179H178V180H176L177 179V175H179V178H180V176H181V178H183L182 177V175L184 176V178H185V176H186V178L185 179H187L188 180V182H192V183H194V186H193V188L195 187V188H197L196 189V191L194 190V192H196V193H198V189H199V187H197V185L198 186H201V188L203 189V190H206V191H203L202 189H199V191L200 190H202L201 192H199L198 194H199V196L202 198L203 197V195L205 194V201H207L206 199V197H210V195H206L207 193H211V199L213 200L214 199V201H212L214 204L213 205H215L216 203V206H214V207H212L211 206V209L213 208L214 209V213H217L218 215H220V216H218V218H216V215H213L212 214V212H213V210H212V212H211V210L210 209H208L209 207H210V203L212 204V202H210L211 200H210V198H208V200H210L209 201V203H204V204H206L207 206H203L204 208L206 207H208L207 208V210H210V212H211V214H207L209 211H207L206 209H203L205 212H203L202 211V209L200 210V208H202V206L200 207V208H198L199 206H197V208H195V209H199L198 211L197 210H195L194 208H193V210H192V207L193 206H190L191 204H192V202L194 201L195 202V200H196V202L195 203H193L192 205H196V203L197 204H199L198 202H200V197H198V195H197V197H195V200H194V198L192 197V199H193V201L191 202V201H189V202H191V204L189 203V202H187L188 200H191V198H189L188 196H186V195H188L189 193V195H190V197L191 196H193V194L191 195V192H188L187 194H184V191L185 192H187V189L185 190V185H187L188 186V184L186 183H184V187H180V184L177 186V191H178V193H175L177 196H176V198L173 196V193H170V191L169 190H162V192L161 193H163V194H165L166 195V197H167V199H170V198H172V200L170 199L169 200V202H173L174 204L172 205V203H169V205H168V208H166V204H168V202L165 204V206H161L162 208H163V211L162 210H159L158 211V208H161L160 207V203H158V205L156 204V203H154V200H156V199H153L152 201H151V199H150V196H151V198H152V195H149V192L152 190V186H150L151 184H152V177L149 179V177H150V172ZM34 172H31L30 174L31 175H33V173ZM46 172V171H45ZM187 172V171H186ZM214 172V171H213ZM264 172V171H263ZM28 173V174H29ZM50 173V172H49ZM77 173V174H78ZM96 173V174H95ZM163 174L162 176H160V174ZM29 174V175H30ZM35 174V173H34ZM47 174H48V172H47ZM51 174H53V173H51ZM121 174L122 175H125L124 176V178L127 176L128 177V179L126 178V180L127 181H125L126 182V184H128V186L127 187H129V188H127V189H129L131 192L129 193V190H127L128 191V194H130L129 196H132L133 194V196L134 197H137V199L139 200V202L140 201H143L142 203H145V200H147V202L151 205L152 204V206L154 205V207L157 209H155V208H153L152 206H151V208L149 207V209L151 210L152 208H153V210H151V212H150V210L148 209V207H146V205L144 206L145 207V209L144 210H142L141 209V211H143V215L142 216H147V218H145V216H144V218H145V220L143 221L142 219H140L139 217V219L137 218V215H136V213L133 211V209L130 207V209L133 211V213H135V215H136V217H134L133 216V214L131 215V214H129V215H124V214H119L118 213V210H117V208H119L120 207V202H118L119 204V206L117 207V208H115L114 206L116 205V201L114 200V198L116 199V194L118 193V190H117V188L118 189H120L119 191H123V190H121L122 189V186L120 187V182H118V181H120V180H116V176L115 175H117V177H122L121 176ZM176 174V175H175ZM187 174H189L190 176H191V174L188 172ZM55 175V174H54ZM118 175H120V176H118ZM172 175H175L174 177H171ZM18 176H20V178H21V174L20 175H18ZM35 175H33V177H34ZM41 175H39V177H40ZM45 176H49V174L48 175H45ZM79 176V175H78ZM237 176V175H236ZM236 176H234V177H236ZM26 177V176H25ZM37 177H38V175H37ZM191 177H193L194 178V174H193V176H191ZM214 177H215V175H214ZM27 178V177H26ZM26 178H24V176H23V179H21L22 181L23 180H25ZM32 178V177H31ZM47 178V177H46ZM52 178V179H51ZM55 178V179H56ZM73 178H75V177H73ZM73 178H72V180H73ZM115 178V179H114ZM160 179V178H158V183L160 184L161 183V181H163V179ZM183 178V179H184ZM198 178H200V177H198ZM216 178V177H215ZM28 179V178H27ZM26 179V180H27ZM34 179V178H33ZM76 179V178H75ZM92 179H90V181L92 180ZM173 179V180H174ZM195 179H197L196 177H195ZM19 180V179H18ZM29 180V179H28ZM31 180V179H30ZM30 180H29V182H30ZM36 180V179H35ZM114 180H115V184H117L118 183V185H119V187L117 186L116 187V185H115V188H116V190H117V193H115V192H113V194L115 193V195H113L114 197H111L112 195L111 194H109L107 191H108V189L106 190V186L107 185H109L110 187H114ZM182 180V179H181ZM212 180V181H211ZM39 181V180H38ZM85 181V180H84ZM184 181V180H183ZM202 181H203V183L204 184H202ZM34 182H36V181H34ZM45 182V183H44ZM52 182V183H51ZM124 182V181H123ZM172 183H173V181H171ZM208 182H211L210 184H212V185H209V184H206V183H208ZM216 182H218V183H216ZM38 183V182H37ZM47 183V184H46ZM122 183V182H121ZM179 183V182H178ZM180 183H182V182H180ZM183 183L181 184V185H183ZM30 184H32V183H30ZM39 184V183H38ZM41 184V183H40ZM39 184V185H40ZM46 184V185H45ZM73 184V183H72ZM150 184V185H149ZM158 184V185H159ZM166 184V183H165ZM170 184V183H169ZM204 186L205 184L206 185H208L207 187H202V185ZM66 185H69V186H67V191H66V189H64V188H66L65 186ZM83 185V184H82ZM86 185V184H85ZM112 185V186H111ZM177 185V184H176ZM196 185V186H195ZM205 185V186H206ZM18 186V185H17ZM20 187H21V185H19ZM44 186V188H42ZM159 186H161V184L159 185ZM186 186V187H187ZM189 186H190V184H189ZM25 187V186H24ZM37 187H38V185H37ZM72 187V186H71ZM108 187V186H107ZM110 187H108V188H110ZM132 187V188H131ZM169 187V186H168ZM178 187H180V189L181 190H179V188ZM208 187H210V188H208ZM22 188V187H21ZM36 188V187H35ZM39 188H40V186H39ZM70 188V187H69ZM78 188V187H77ZM76 188V189H77ZM114 188V189H115ZM190 188V187H189ZM193 188H191V189H193ZM20 189V188H19ZM23 189V188H22ZM26 188H24L23 190H25ZM104 191H103V190ZM113 189V191H116V190H114ZM149 189H151V190H149ZM191 189H190V191H191ZM214 189H216V190H218V191H213ZM15 190V189H14ZM30 190V192H32L31 190L32 189H29ZM78 190V189H77ZM88 190V189H87ZM90 190V189H89ZM106 190V191H105ZM212 192H211V191ZM17 191H18V189H17ZM37 190H34V192H36ZM110 191V190H109ZM169 191V192H168ZM193 191V190H192ZM15 192H16V190H15ZM30 192H28V194H31ZM45 192V191H44ZM80 193L79 191H75L74 193ZM104 192H107L108 193V195L110 196V197H108V195H106L107 193H104ZM202 192H203V195H202ZM214 192V193H213ZM216 192H218V194L216 193ZM21 193V192H20ZM20 193H18V194H20ZM23 193V192H22ZM26 193H27V190H26ZM39 193V190L37 191V195H40V194H38ZM46 193V192H45ZM76 193V194H77ZM120 193V192H119ZM118 193V194H119ZM133 193V194H132ZM151 193V192H150ZM180 193V194H179ZM239 193H240V191H239ZM36 194V193H35ZM43 194V195H42ZM69 194V195H68ZM124 194V192H122V196H121V198H123V196H126L125 194ZM132 194V195H131ZM170 194L173 196V197H171L170 196ZM178 194L180 195V196H178ZM183 194V195H182ZM216 194V195H215ZM241 194V193H240ZM32 195H34V193L32 192ZM37 195H35V196H37ZM73 195V194H72ZM81 194H78V196H80ZM136 195V196H135ZM27 196V195H26ZM47 196V197H46ZM74 196V195H73ZM118 196H120V195H118ZM184 196V197H183ZM185 196H186V198L188 199H186L185 201H186V203L185 202H183L182 200H184L185 199ZM216 196V197H215ZM32 197V196H31ZM38 197V196H37ZM42 197H43V199L44 200H46V201H43L42 200ZM105 197V198H104ZM106 197L108 198V199H110V201L109 200H107L106 202H103L102 201V199H104V200H106ZM178 197H180V198H178ZM182 197H183V199H182ZM77 197H76V195H75V199H76ZM113 198V199H112ZM118 198V197H117ZM127 198V197H126ZM126 198H125V200H126ZM154 198V197H153ZM157 198V197H156ZM180 199V200H174V199ZM196 198H200L199 199V201H197V199ZM38 199H39V197H38ZM47 199L49 200V202L51 203H46L47 202ZM52 199V200H51ZM60 199H62V202H64L63 204H62V221H63V223H62V225H60L59 223H57V226L53 229L52 227H50V228H42V226H41V224L42 223H44V222H41L42 221V218H44L46 215H44V217H38V215L40 214L41 216H42V214L44 213L45 214V212L48 210V209H52L51 207V205L54 203V202H52L53 200H55V203H54V205H56V202H57V204H58V200H60ZM75 199H74V201H75ZM182 199V200H181ZM240 199V200H241ZM35 200V201H34ZM111 200L114 202V204L113 203H111ZM118 200H119V198H118ZM121 200H124V199H121ZM158 200V199H157ZM3 201V200H2ZM32 201H34V202H32ZM38 201V203H36ZM42 201L44 202V204H41L42 203ZM71 201V202H70ZM109 201V204H111L110 205V208H109V205H107L108 202ZM128 201V199L126 200V202ZM176 203H175V202ZM216 201V202H215ZM4 202V201H3ZM73 202V204H70V203H72ZM81 202V203H82ZM156 202V201H155ZM241 202H243V201H241ZM240 202V203H241ZM45 203L47 204V206L49 205L50 206V208H48L47 206H45ZM60 203V202H59ZM98 203H100V204H98ZM121 203H125V201L123 202H121ZM128 203H129V201H128ZM222 203V204H221ZM234 203V204H233ZM17 204V203H16ZM31 204H32V208L33 209H36V208H38V205L37 206H35L36 204H41V205H44V208H42V207H39V208H41V209H37V210H33L32 211V214L29 212V216H30V214H31V217L29 218V219H27L29 216L27 215L28 214V212H26L27 214L25 215L24 213H25V211H23V210H28V208L27 207H29L30 208V206H31ZM33 204H34V206H33ZM84 204V205H85ZM176 204V205H175ZM189 204V205H188ZM219 204H221V207L219 206ZM226 204H229V205H226ZM236 204V205H235ZM4 205H8L7 204V202L4 204ZM28 205H30V206H28ZM72 205V206H71ZM94 205V206H93ZM203 205V204H202ZM222 205H226L225 206V208L226 209H228L227 211H228V214H230V212H229V208L227 207V206H231L232 205V207H236L237 209L239 208V210L237 211V213L235 214V211H234V208H233V211L231 210V213L232 212H234V214H235V217H230V219H232V221H233V219H234V222L236 223H238V221L240 222V223H238V226H239V224H241V222L243 223V224H241V226L243 227V225L245 226V227H247V228H249L250 230H246V231H249V232H247V233H244L243 235H241V236H243V237H238V235L237 234H235V232H233V230H231L230 228H229V230H231V232H233V233H231L232 234V236H230V235H228V238H229V236L230 237H233V240L231 241V242H228L227 244H226V242H225V240H224V235H225V233H223V235H220V236H223V238L222 237H219V236H217V234H216V236H215V234H214V231H216V230H218L219 228L217 227V226H219L218 225V223H216V221H220V220H222V218H223V216H224V214H226V212H224V206H222ZM242 204H240V206H241ZM57 206V205H56ZM55 206V207H56ZM58 206H59V204H58ZM56 207V209L58 210V209H60L61 210V207L59 208V207ZM70 206V207H69ZM78 206V207H77ZM111 206H113V207H111ZM124 206H125V204H124ZM139 206V205H138ZM217 206H219V207H217ZM2 207V206H1ZM0 207V210L1 209H3V208H1ZM35 207V208H34ZM46 207H47V209H46ZM54 206H53V209L55 208ZM90 207V208H89ZM98 209H97V208ZM127 205H126V209H124V208H122V205H121V208L122 209H120L121 211L124 209V210H126V211H128V209L127 208H129ZM134 207H137V206H135V204H134ZM141 207V206H140ZM140 207H139V210H140ZM232 207L230 208V209H232ZM24 208V209H23ZM93 208H95V209H93ZM142 208V207H141ZM215 208H217V209H215ZM7 209V208H6ZM11 209H9V211L11 210ZM31 209V208H30ZM29 209V210H30ZM43 209H46V211L44 210V211H42ZM92 209L94 210V211H92ZM137 210H138V208H136ZM187 209H189V210H187ZM190 209H191V211H190ZM225 209V210H226ZM28 210V211H29ZM39 210H41V212L39 211ZM57 210H55L54 209V211H56L57 212ZM60 210L58 211V213L60 214ZM70 210V211H69ZM72 210L74 211V212H72ZM76 210L78 211V212H76ZM119 210V212H121ZM130 210V211H131ZM135 210V209H134ZM138 210V211H139ZM194 210H195V212H197V213H194ZM236 210V209H235ZM3 214L2 215H4L5 213H6V211H8V210H4L3 209ZM8 211V212H9ZM34 211L35 212H40V213H34ZM50 211H52V210H48L47 212H50ZM131 211V212H132ZM137 211V212H138ZM140 211V212H141ZM145 211V212H144ZM148 211V212H147ZM158 211V212H160V211H162V212H160V213H156V212ZM188 211V212H187ZM189 211H190V213H191V215H190V213H189ZM199 211H200V213H203V214H200L199 213ZM202 211V212H201ZM56 212L55 213H53V212H50V214L51 213H53V215L55 216L56 215ZM76 212V213H75ZM185 212H187V216H186V213ZM209 212V213H210ZM14 213L17 215V217H16V215H14ZM145 213V214H144ZM148 215H147V214ZM185 213V214H184ZM204 213H206L208 216L209 215H213V217L211 216V218H209V219H205L206 217H207V215L206 216H204ZM251 213V212H250ZM47 214V213H46ZM50 214H47V215H50ZM59 214H57V215H59ZM139 214V213H138ZM178 214H183V216L185 215V219H184V217L181 215V216H179ZM192 216V218L189 216ZM234 214H231L230 216H233ZM7 215V216H8ZM39 215V216H40ZM151 215H149V216H151ZM165 215V216H164ZM166 215H168V216H166ZM173 215V216H172ZM200 215H201V217H200ZM6 215H4V217H5ZM8 216V217H9ZM20 216L22 217L21 219H18V218H20ZM51 216H52V214H51ZM50 216V217H51ZM132 216H133V218H132ZM162 216H159V218L161 217V219H162ZM189 216V218H187ZM226 216V215H225ZM4 217H2V218H4ZM27 217V218H26ZM57 217V216H56ZM60 218H61V216H59ZM166 217H168V218H166ZM173 217V218H172ZM175 217V218H174ZM180 217H183V223H179V221L180 222H182L181 221V218ZM202 217H204L203 219H205V220H201L200 218H202ZM219 217H220V220H219ZM222 217V218H221ZM238 217H240V218H238ZM252 217V216H251ZM1 218V219H2ZM25 218V219H24ZM47 218V217H46ZM48 218H49V216H48ZM52 218V217H51ZM136 218V219H135ZM156 218V217H155ZM179 218H180V220H179ZM237 218V219H236ZM24 219V220H23ZM50 219V218H49ZM99 219H103V224H101V225H96V220H99ZM140 220V222H142L143 224H146L145 226H143V227H140V226H138V225H141L142 223H140L138 220ZM169 219H170V221H169ZM210 219H215L216 221H214L212 224H213V226H214V223H216V226L215 227H217V228H215V227H212V225H210V224H208V223H206L207 222V220H208V222H212V221H210ZM218 219V220H217ZM224 219H225V217H224ZM224 219L222 220V223L224 222ZM237 221H236V220ZM9 220V219H8ZM22 220V221H21ZM41 220V221H40ZM43 220H45V219H43ZM53 220V219H52ZM132 220V221H131ZM157 220H158V218H157ZM160 220V219H159ZM158 220V221H159ZM179 220V221H178ZM189 220H190V222H192V223H189ZM241 220V221H240ZM2 221H7V220H2ZM1 220H0V223L2 222ZM48 221V220H47ZM47 221H45V222H47ZM50 222H52L53 223V221H51V219L49 220ZM48 221V222H49ZM136 221H138V222H136ZM157 221V222H158ZM156 222V223H157ZM230 223H231V221H229ZM234 222H232V224L234 223ZM252 223V224H250L249 225V223ZM4 223V222H3ZM30 223V224H29ZM41 223V224H40ZM139 223V224H138ZM226 223H228V222H226ZM235 223H234V225H235ZM2 224V223H1ZM5 224V223H4ZM48 224V223H47ZM47 224H42V225H47ZM50 224L51 223H49L48 225L50 226ZM131 224H133V225H131ZM136 224H138V225H136ZM231 224V225H232ZM7 225L5 224V228H7ZM58 225H60V226H58ZM148 225V226H147ZM153 225V224H152ZM172 225V226H171ZM173 225L175 226V228L173 227ZM196 226V228H197V230H196V232L195 233H197V234H194V232L192 233V234H194L195 235V237L193 238V240L191 239L192 237H190V235L189 236H187V235H185V234H187V233H185L184 235L185 236H187V238L185 237V236H181L180 235V231H179V228H181V229H183L185 232L189 229V228H191V226ZM222 225V227H224V225H226V224H221ZM220 225V226H221ZM227 225H229V224H227ZM227 225H226V229L228 228L227 227ZM237 225V224H236ZM235 225V226H236ZM160 226V225H159ZM192 226V227H193ZM195 226H194V228H195ZM233 226V225H232ZM231 226V227H232ZM235 226H233V228L232 229H234L235 228ZM241 226H239V227H241ZM253 226V227H252ZM44 227H46V226H44ZM148 227V230L145 232V229L144 228H147ZM152 228V229H150V228ZM230 227V226H229ZM237 227V226H236ZM238 227V228H239ZM40 228H42V229H40ZM156 228V227H155ZM194 228H193V230H194ZM46 229H49V230H46ZM52 229H53V231H52ZM213 229H216V230H214L213 231ZM221 229H223V228H221ZM225 229V230H226ZM242 229V228H241ZM240 229V230H241ZM246 229V228H245ZM40 230V231H39ZM44 230V231H43ZM159 230H161V232H162V226H160V228H159ZM192 230V231H193ZM224 230V229H223ZM235 230V229H234ZM238 229H236V231H237ZM244 229H242V231H243ZM252 230H254V231H252ZM256 230V231H255ZM7 231V230H6ZM7 231V232H8ZM22 231H23V234H22ZM151 231V232H150ZM191 230H189V232H190ZM213 231V232H212ZM246 231H244V232H246ZM7 232H5V229H4V232H3V235H0V237L1 236H4L3 238L5 239L6 237H7V239H9V237L8 236H5V234L7 233ZM55 232H58V233H55ZM226 232H227V230H226ZM55 233V234H54ZM151 233V234H150ZM221 233V234H222ZM14 234V235H13ZM25 234V235H24ZM56 234H58L59 235V237L56 235ZM183 234V233H182ZM227 234H229L228 232H227ZM227 234L225 235V237H227ZM240 234H242V233H240ZM22 235V236H21ZM164 235V234H163ZM175 235V236H174ZM255 235L256 234H254L253 236H254V238H255ZM14 236V237H13ZM17 236V237H16ZM21 236V237H20ZM57 236V238L58 239H56L55 237ZM157 236V237H156ZM240 236V235H239ZM13 237V238H12ZM32 237H33V239H32ZM39 237H41V236H39ZM60 237V238H61ZM68 237H70L69 239H72V242H70L69 241V239H68ZM113 237L115 238V240L113 239ZM157 238L158 240H159V242H157L158 240H154V238ZM54 238H55V240H54ZM112 238V240H114L113 242L110 240ZM224 240V241H222V239ZM238 238V240H236ZM249 238V237H248ZM2 239V238H1ZM0 239V241H2L3 242V239L1 240ZM37 239V238H36ZM40 239V238H39ZM38 239V240H39ZM43 239V238H42ZM50 239V240H49ZM239 239H241V242L239 241ZM244 239V238H243ZM256 239V238H255ZM19 240H18V242H19ZM46 240H45V238L42 240L43 242L45 241L46 242ZM109 240V241H108ZM117 240V241H116ZM227 240H229V239H227ZM251 240H253V238H252V236H251ZM258 240V239H257ZM257 240H255V241H257ZM260 240V239H259ZM21 241V240H20ZM24 241V240H23ZM33 241H37V240H33ZM32 241V242H33ZM47 241V242H48ZM66 241H67V244H66ZM108 241V242H107ZM110 241L112 242V243H110ZM162 241V240H161ZM165 241V240H164ZM236 241V242H235ZM240 242V244H239V242ZM8 242H11L10 240L8 241ZM13 242H14V240H13ZM37 242H39V241H37ZM41 242V241H40ZM44 242V243H45ZM48 242V243H49ZM61 242V241H60ZM68 242H70V243H68ZM116 242V243H115ZM118 242V243H117ZM172 242H171V245H173L172 244ZM180 242V243H179ZM24 243V242H23ZM22 243V244H23ZM25 243H27L26 241H25ZM24 243V244H25ZM48 243H46V244H48ZM53 243V242H52ZM51 243V244H52ZM174 243V242H173ZM178 243V244H177ZM259 243V242H258ZM1 244V243H0ZM11 244V243H10ZM19 244L21 245V243L19 242ZM18 244V245H19ZM54 244H56V243H54ZM56 244V245H57ZM114 244H116L117 246H116V249L114 250L113 249V246H114ZM155 244H158L157 246L155 245ZM161 244V245H160ZM187 244V243H186ZM252 244V243H251ZM13 245H16L15 244V242H14V244H12L11 246H13ZM155 245V246H154ZM185 245V244H184ZM248 245V247H245V246H247ZM258 245H256V246H258ZM3 246V245H2ZM8 248H9V243H8ZM17 246V245H16ZM22 246V245H21ZM20 246V247H21ZM24 246V245H23ZM51 246V245H50ZM153 246H154V248H153ZM210 246L212 247V248H210ZM4 247V246H3ZM5 247H6V245H5ZM4 247V248H5ZM25 247V246H24ZM183 247H185V248H187L186 247V245L185 246H183ZM247 248L246 249V251L244 250L245 248ZM250 247V248H249ZM7 248V249H8ZM18 248H19V246H18ZM49 248H51V247H49V244H48V247H47V245H44L43 246V248H42V250H39V252H37L36 251V253H35V255L37 254V253H39V255H37L36 257H38L39 258V256L41 257V258H43L46 254L44 253L45 252V250H48ZM161 248H162V246H161ZM163 248H165V247H163ZM162 248V249H163ZM251 248H255V252H254V250H252V252H250L251 251ZM258 248V249H257ZM7 249H6V253H9V254H11V253H13V251H11V250H13V249H9L10 251H7ZM16 248H14V250H15ZM20 249V248H19ZM18 249V250H19ZM211 249V250H210ZM262 249V250H261ZM155 250V251H154ZM208 252H207V251ZM248 250H249V252H248ZM257 250H258V252H257ZM21 250H19V251H17L18 252V255H20V252ZM25 251V250H24ZM30 251H32V250H30ZM4 252V253H5ZM15 252V251H14ZM23 252V251H22ZM21 252V253H22ZM27 252V251H26ZM154 252V253H153ZM202 252V254H204ZM254 252V253H253ZM259 254H257V253ZM260 252V253H259ZM52 253V254H53ZM161 253V252H160ZM16 254V253H15ZM15 254L13 253V255H9V256H11V257H13V256H15ZM22 254H24L23 255V257L21 256H18V258H24V256L26 255V256H31V255H33L34 253L32 252V253H30L29 254V252L26 254L25 252L24 253H22ZM21 254V255H22ZM260 254H262L263 256H261ZM35 255H33L34 257H35ZM156 255V254H155ZM157 255H158V253H157ZM7 256H8V254H7ZM32 256V257H33ZM154 256V257H153ZM159 256V259H160V255H158ZM157 257V256H156ZM15 259L13 260V258L11 259V260H13L14 261V264L16 263L15 261H16V256L14 257ZM210 258H208L209 260H210ZM9 260H10V258H8ZM35 259V258H34ZM34 259L32 260V263H36V261L35 262H33L34 261ZM44 259V258H43ZM52 259V258H51ZM155 259H157V260H155ZM206 259H207V257H206ZM207 259V260H208ZM29 260V261H28ZM161 260V259H160ZM212 260H210V261H212ZM19 261V260H18ZM20 261H22V260H20ZM26 261H28L27 263L25 262V264H29V263H31V259H26ZM39 261V260H38ZM47 261H49L48 259H47ZM156 261V262H155ZM23 263H24V261H22ZM43 262V261H42ZM42 262H37L38 264H43ZM46 262V261H45ZM50 262V261H49ZM159 262H162V261H159ZM13 263V262H12ZM23 263H20V262H18V264H23ZM31 263V264H32ZM191 263V262H190ZM215 263H218V262H215ZM218 263V264H219ZM6 264V263H5ZM10 264V263H9ZM50 264V263H49Z\"/></svg>", "mask_w": 264, "mask_h": 264}]
</instances>
